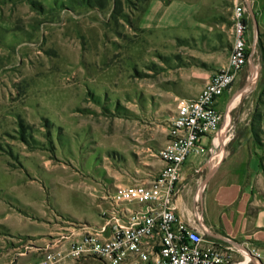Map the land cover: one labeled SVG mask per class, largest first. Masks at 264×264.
I'll use <instances>...</instances> for the list:
<instances>
[{
  "label": "rangeland",
  "instance_id": "374dc122",
  "mask_svg": "<svg viewBox=\"0 0 264 264\" xmlns=\"http://www.w3.org/2000/svg\"><path fill=\"white\" fill-rule=\"evenodd\" d=\"M94 1L0 0V264L26 262L30 254L39 259L44 251L35 247L63 227L95 223L61 214L50 235L12 234L3 225V204L18 209L17 189L35 194L38 186L59 183L101 204V188L85 185L101 179L103 159L114 170L144 136L159 142L178 100L196 96L227 62L235 0H179L194 8L193 17L157 30L137 22L148 0ZM258 51V78L224 93L223 132L233 171L264 206V52ZM160 148L151 151L158 156ZM53 195L71 210L84 207L80 197L65 202ZM248 248L235 242L229 264H264V255Z\"/></svg>",
  "mask_w": 264,
  "mask_h": 264
},
{
  "label": "built area",
  "instance_id": "2783aa9c",
  "mask_svg": "<svg viewBox=\"0 0 264 264\" xmlns=\"http://www.w3.org/2000/svg\"><path fill=\"white\" fill-rule=\"evenodd\" d=\"M252 0H238L232 9L233 43L226 64L213 72L195 97L178 100L167 124V142L158 151L164 162L149 182L126 184L106 195L107 205L93 224L70 223L51 237L43 256L27 264H58L67 260H99L102 264H229L235 243L214 233L204 222L201 206L188 220L176 212L175 195L180 170L196 152L203 137L209 138V162L225 145L226 110L218 100L246 68L245 81L259 76L260 57L256 32L249 39L247 10ZM208 236L213 237L208 238ZM252 256L259 257L254 248Z\"/></svg>",
  "mask_w": 264,
  "mask_h": 264
},
{
  "label": "crops",
  "instance_id": "0c3cea01",
  "mask_svg": "<svg viewBox=\"0 0 264 264\" xmlns=\"http://www.w3.org/2000/svg\"><path fill=\"white\" fill-rule=\"evenodd\" d=\"M193 15L194 8L179 0H148L137 22L139 26L153 30L177 28L182 27L183 21ZM247 22L249 39L256 32L257 49L264 52V3L259 8L253 9L248 4ZM245 76L246 68L234 84L244 80ZM209 77L207 76L205 80L208 81ZM223 96L216 106L219 110L225 111L228 101L224 103ZM223 103L225 105L221 108L220 105ZM165 131V136L159 142L153 134L144 136L138 148L130 153L131 159H128L124 165L115 167L114 170L106 168L104 163L107 162L103 159L101 179L85 185L94 190L101 188V204H98L90 193H80L68 185L55 183L49 186H38L35 188V194H32L29 187L23 186L21 190L17 189V210L3 204V225L12 234L33 236L52 234L57 224L56 217L61 214L79 220L97 222L99 213L105 206L102 198H106L107 190H115L126 184L150 182L158 174L164 162L151 149L157 145L160 148L166 144L167 124ZM209 144V138L203 137L197 151L190 154L181 167L175 195L176 212L182 219L188 220L198 200L202 218L213 228L214 233L230 237L234 243L240 242L241 245L256 249L259 256L264 255V206L258 205L252 197L251 186L233 171L232 158L227 155L229 146H222L217 157L222 152L223 156L212 163L208 160L207 146ZM56 191L65 202L75 196L80 197L84 207L80 210H71L64 203L59 205L53 195ZM208 238L213 239L210 236ZM30 255L29 261L25 262L18 257L14 264H27L38 259L33 254ZM240 263L245 264L246 260ZM58 264L75 263L67 260Z\"/></svg>",
  "mask_w": 264,
  "mask_h": 264
},
{
  "label": "trees",
  "instance_id": "16d2710c",
  "mask_svg": "<svg viewBox=\"0 0 264 264\" xmlns=\"http://www.w3.org/2000/svg\"><path fill=\"white\" fill-rule=\"evenodd\" d=\"M88 5H96L94 0H86V2ZM102 5V4H101Z\"/></svg>",
  "mask_w": 264,
  "mask_h": 264
},
{
  "label": "bare ground",
  "instance_id": "6f19581e",
  "mask_svg": "<svg viewBox=\"0 0 264 264\" xmlns=\"http://www.w3.org/2000/svg\"><path fill=\"white\" fill-rule=\"evenodd\" d=\"M248 257V256H247Z\"/></svg>",
  "mask_w": 264,
  "mask_h": 264
}]
</instances>
